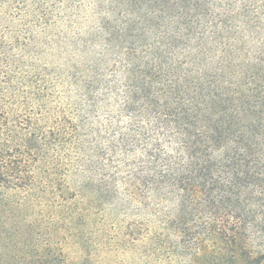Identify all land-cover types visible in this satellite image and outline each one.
<instances>
[{"label": "rangeland", "instance_id": "374dc122", "mask_svg": "<svg viewBox=\"0 0 264 264\" xmlns=\"http://www.w3.org/2000/svg\"><path fill=\"white\" fill-rule=\"evenodd\" d=\"M0 51L63 133L0 264H264V0H0Z\"/></svg>", "mask_w": 264, "mask_h": 264}, {"label": "trees", "instance_id": "16d2710c", "mask_svg": "<svg viewBox=\"0 0 264 264\" xmlns=\"http://www.w3.org/2000/svg\"><path fill=\"white\" fill-rule=\"evenodd\" d=\"M3 54L0 51V193L34 191L39 185L35 172L47 169L43 166L48 164V147L61 143L63 133L57 126L45 127L8 107L5 99L12 93L9 85L6 91L2 87L6 73Z\"/></svg>", "mask_w": 264, "mask_h": 264}]
</instances>
